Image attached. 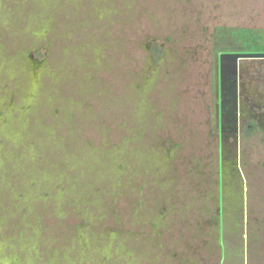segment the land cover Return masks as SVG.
<instances>
[{"label": "rangeland", "instance_id": "374dc122", "mask_svg": "<svg viewBox=\"0 0 264 264\" xmlns=\"http://www.w3.org/2000/svg\"><path fill=\"white\" fill-rule=\"evenodd\" d=\"M238 30L262 42L264 0H0V185L7 154L37 174L0 264H264V132L236 167L225 133L231 100L263 118Z\"/></svg>", "mask_w": 264, "mask_h": 264}, {"label": "flooded vegetation", "instance_id": "af4514ba", "mask_svg": "<svg viewBox=\"0 0 264 264\" xmlns=\"http://www.w3.org/2000/svg\"><path fill=\"white\" fill-rule=\"evenodd\" d=\"M58 2V0H55ZM161 50H158L157 48H154L152 52L154 53V57H157V61L161 60L162 54L161 51L165 54L161 46L159 47ZM233 53H247V54H255L256 52H233ZM232 54V53H231ZM46 57V53L44 52L43 49L38 48L35 53L32 54L31 59L34 60H43ZM243 96V95H242ZM235 100V98H233ZM228 100V99H227ZM241 100V99H240ZM242 100H244V96L242 97ZM239 102V105L237 106L234 104L231 100L230 105L228 106V115L225 121V125L227 126H232L233 128L230 129V131L227 129L225 133H230L232 134L231 139L233 138V142H235L234 148L236 153L235 159L233 160V164L236 165L240 162L241 159H238V155L240 152V144L241 141H244V139L248 138V133H256V132H264V106H256L257 110L263 111V118H257L258 115L252 113L256 112L254 109L251 108V106H247L243 101ZM240 106V107H239ZM238 113V114H237ZM238 120V125H236V121ZM260 120V121H259ZM233 124V125H232ZM224 127V125H223ZM238 133V140L235 137V134ZM228 143L227 139L222 140L221 138L219 139V145L220 147L226 146ZM234 158V157H233ZM6 167L8 168V171L5 169L6 173L8 172L9 177L6 175L5 176V181L6 183L4 185H0V230L8 229L10 223L12 222V219L16 218V211H18L19 207L22 206L23 208L28 205L29 208H32V204L34 203V200H37L36 197L33 195H28L27 189L29 188L31 184V177H36L37 174L34 175L33 168L30 172L28 173V167L27 165H23L18 161H14V159L7 154V157L5 159ZM20 163V167L22 168H16L15 166ZM35 165V161L33 162ZM14 170H12V168ZM4 168V166H3ZM8 180H7V178ZM34 179V178H33ZM0 182L1 178H0ZM21 194V195H20ZM30 196H33L30 200ZM30 201L29 204H26L27 201ZM143 213H154V209L151 208H145L143 209ZM137 211V210H136ZM22 215H20L21 217ZM15 224V223H14ZM25 228V227H24ZM10 244L12 246L16 247V242L18 240V237L11 236L10 237ZM0 244H6V240H0ZM74 236L70 234V236H67L65 239V245L62 248H51L49 245L46 250L41 252L40 254L46 255V256H54V261L56 262L58 260V257L62 260L64 263L65 257L69 256L67 255L68 253H73L75 247H74ZM6 246V245H5ZM29 247V246H28ZM6 248V247H5ZM59 249V250H58ZM7 250V248H6ZM33 250L37 253V248L33 247ZM15 253L19 256V258H23L26 256V252L24 253V249H18L16 247ZM81 254L85 255H91L94 260H97V255L94 251H90L88 253L80 252ZM78 254V253H77ZM56 256V257H55ZM57 264V263H56Z\"/></svg>", "mask_w": 264, "mask_h": 264}, {"label": "trees", "instance_id": "16d2710c", "mask_svg": "<svg viewBox=\"0 0 264 264\" xmlns=\"http://www.w3.org/2000/svg\"><path fill=\"white\" fill-rule=\"evenodd\" d=\"M237 36L238 42H235L232 52L264 53V39L260 42L251 30H238Z\"/></svg>", "mask_w": 264, "mask_h": 264}]
</instances>
